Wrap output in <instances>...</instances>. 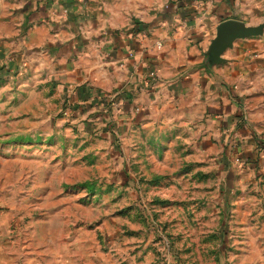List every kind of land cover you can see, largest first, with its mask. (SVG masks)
I'll return each instance as SVG.
<instances>
[{"label": "crops", "instance_id": "0c3cea01", "mask_svg": "<svg viewBox=\"0 0 264 264\" xmlns=\"http://www.w3.org/2000/svg\"><path fill=\"white\" fill-rule=\"evenodd\" d=\"M228 21L258 32L218 40ZM0 51L104 128L121 171L264 146V0H0Z\"/></svg>", "mask_w": 264, "mask_h": 264}, {"label": "rangeland", "instance_id": "374dc122", "mask_svg": "<svg viewBox=\"0 0 264 264\" xmlns=\"http://www.w3.org/2000/svg\"><path fill=\"white\" fill-rule=\"evenodd\" d=\"M6 63L0 51V264H264V146L121 171L104 128Z\"/></svg>", "mask_w": 264, "mask_h": 264}, {"label": "water", "instance_id": "95a60500", "mask_svg": "<svg viewBox=\"0 0 264 264\" xmlns=\"http://www.w3.org/2000/svg\"><path fill=\"white\" fill-rule=\"evenodd\" d=\"M256 29H247L244 28L242 24L236 23V22H225L223 23L217 32L218 40L224 39L223 37H227L230 41L234 38H244L247 36L255 35L257 34Z\"/></svg>", "mask_w": 264, "mask_h": 264}]
</instances>
